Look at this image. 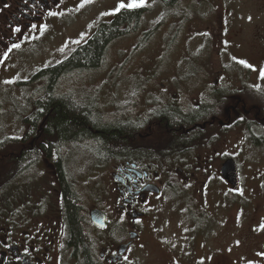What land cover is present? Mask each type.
Here are the masks:
<instances>
[{
  "label": "rangeland",
  "instance_id": "obj_1",
  "mask_svg": "<svg viewBox=\"0 0 264 264\" xmlns=\"http://www.w3.org/2000/svg\"><path fill=\"white\" fill-rule=\"evenodd\" d=\"M130 3L143 8L140 34L112 43L101 67L64 91L78 92L76 99L91 98L105 116L120 113L142 123L147 109H177L181 103L184 110L192 109L200 78L217 79L228 85L232 98H245L248 107L264 111V0H179L174 7L161 0H70L62 17L0 65V226L30 220L41 205L60 225L61 213L52 203L59 186L51 164L41 154L22 167L11 158L38 134L31 123L35 109L28 80L87 41L117 9L137 8ZM219 102L221 107L225 101ZM253 116L236 114L229 126L196 130L204 136L190 145L146 151L172 159L158 167L172 176V184L160 196L166 200L159 207L158 237L144 233L129 264H264V148L250 138L264 133V123ZM93 149L66 145L60 152L63 170L89 203L98 202L93 178L105 177L115 162L103 163ZM55 152L49 154L51 161ZM228 156L235 159L242 181L235 191L219 174ZM178 167L202 177L185 181L175 176L177 181L172 174ZM206 178L214 179L208 184ZM183 181L190 183L184 188L179 185ZM26 194H37L35 204H27ZM184 206L196 207L197 217H203L198 228L193 230L192 221L178 212ZM206 209L208 215L202 216Z\"/></svg>",
  "mask_w": 264,
  "mask_h": 264
},
{
  "label": "flooded vegetation",
  "instance_id": "obj_2",
  "mask_svg": "<svg viewBox=\"0 0 264 264\" xmlns=\"http://www.w3.org/2000/svg\"><path fill=\"white\" fill-rule=\"evenodd\" d=\"M69 1L0 0V65L8 62L16 53L18 47L13 45L21 46L23 43L39 38L54 20L62 17V12ZM199 81L200 85L193 88L198 92L196 104L191 107L192 109H187L188 111L203 107L204 102L210 100L213 95H226L231 100L225 101L221 107L219 104L217 107L216 104L206 109L205 116L192 122L185 128L184 133L199 129L211 130L217 127L216 125L229 126L237 113L241 111L247 114L251 107L255 109V117L264 123V115H260L259 107L257 105L248 107L245 98H232V94L227 90V84L220 85L217 79L210 82L206 78H200ZM163 86L164 83H161L160 88ZM219 89H222V92H219ZM173 100L178 98L174 97ZM180 106L183 107V104L181 103ZM182 107L179 109L187 111ZM146 111L148 113L145 114L146 119L142 122V128L135 131L133 147L117 158L105 177L93 178L94 186L97 185L98 202L86 201L87 195L80 194L81 192L75 189L73 179H68L70 175L63 173L60 176L56 171L55 160L42 158L43 161L51 164L54 180L59 186L52 203L54 209L61 213L60 225L54 214H46V209H41L42 205L38 212L30 216V220L10 221L1 225L0 264H86L82 248L74 251L73 245H70L68 240L61 177L67 179L74 189L75 200L83 216V230L91 246L92 254L95 256L96 264H129L133 258L132 248L144 233L153 231L158 237L156 222L161 217L159 207L166 200L163 199L167 194L166 189L172 184V176L160 169L169 164L172 159L153 154L154 152H146L152 149L159 151L164 147L160 146V141H156L157 128L161 127L160 120L152 114L151 109ZM153 131V135H150ZM153 138L154 143L151 141ZM176 170L178 173L172 174L173 177L176 176L185 181H195L202 177L194 173L187 175L181 167ZM176 177L175 179L179 181ZM213 179L204 180L209 184ZM185 181L179 185L185 188L186 183H190ZM162 195L163 198L160 199ZM26 196L27 204H35L37 194H26ZM94 208L102 212L101 218L98 219L100 226L91 220L90 210ZM178 212L192 221L193 230L199 227L198 223L203 217H197L196 207L184 206ZM200 213L202 216H207L209 211L206 209Z\"/></svg>",
  "mask_w": 264,
  "mask_h": 264
},
{
  "label": "trees",
  "instance_id": "obj_3",
  "mask_svg": "<svg viewBox=\"0 0 264 264\" xmlns=\"http://www.w3.org/2000/svg\"><path fill=\"white\" fill-rule=\"evenodd\" d=\"M161 1L168 7H174L179 0ZM142 11V7H137L115 12L111 20L101 22L87 41L61 61L37 69L30 75L28 85L32 91L28 99L30 107L35 109L31 123L33 131H38V134L35 138H31L34 139L32 145L13 154L11 158L16 165L21 166L23 163V166L26 161L38 158L39 154L44 158H49V154L55 150L57 153L56 171L61 176L63 173L67 174L60 162L63 158L60 152L66 145L81 144L87 148H94L96 153L94 155L103 163L112 160L116 162L117 158L133 147L135 131L142 128L143 123H134L120 113L105 116L102 110L96 104L94 105L91 98L78 96L76 99L74 94L78 92L64 90L66 87L80 84L83 74L100 68L112 43L124 37L140 34ZM151 32L152 30L148 33ZM139 88L142 89L144 86L139 83ZM218 91L222 92L220 89ZM221 99L231 100L226 95L218 94L205 101L203 107L193 111L162 107L152 110V114L158 117L161 124L156 131L158 137L156 141H160V146L171 145L172 148L175 146L178 148L187 143L190 145L196 142V139L200 140L204 136L200 134V131L184 133L185 128L192 122L202 119L206 109L216 104L218 107ZM258 109L261 111L260 115L263 116L264 111L261 108ZM251 113L252 116L254 115L253 118H256L253 107L247 114L241 111L237 114L250 115ZM153 133L154 131L150 135ZM250 138L255 144L264 148V133L260 136H250ZM3 175L4 173L0 170V180ZM68 179L70 180L69 177ZM61 181L70 245H73L74 251L82 248L86 264H96L95 256L92 254L91 246L83 230V216L75 200L74 189L67 179L61 177Z\"/></svg>",
  "mask_w": 264,
  "mask_h": 264
},
{
  "label": "water",
  "instance_id": "obj_4",
  "mask_svg": "<svg viewBox=\"0 0 264 264\" xmlns=\"http://www.w3.org/2000/svg\"><path fill=\"white\" fill-rule=\"evenodd\" d=\"M220 174L224 180H226L229 184L232 185V187L237 188L239 181H238V177H237L236 164L233 161V159H230V158L226 159L222 163V165L220 167ZM96 213H97V211L92 212V218L96 223L99 224L96 216H94V214H96Z\"/></svg>",
  "mask_w": 264,
  "mask_h": 264
},
{
  "label": "snow or ice",
  "instance_id": "obj_5",
  "mask_svg": "<svg viewBox=\"0 0 264 264\" xmlns=\"http://www.w3.org/2000/svg\"><path fill=\"white\" fill-rule=\"evenodd\" d=\"M88 2H90V0H88ZM143 3V0H141V4ZM125 5L121 4L120 7H124ZM128 7H139L141 6L140 4H136V3H130L127 5ZM119 9H117L118 11ZM13 47H19V45H13Z\"/></svg>",
  "mask_w": 264,
  "mask_h": 264
},
{
  "label": "bare ground",
  "instance_id": "obj_6",
  "mask_svg": "<svg viewBox=\"0 0 264 264\" xmlns=\"http://www.w3.org/2000/svg\"><path fill=\"white\" fill-rule=\"evenodd\" d=\"M63 83V82H62ZM161 114V113H160ZM125 121V120H124ZM40 123V122H39ZM45 125V124H44ZM43 126V125H42ZM49 135V134H48ZM50 136H52V135H50ZM41 137V136H40ZM39 139V138H38ZM45 142V141H44ZM37 143V142H36ZM28 145H30V144H28ZM26 148V147H25ZM38 149V148H37ZM126 149V148H125ZM113 156V155H112ZM50 161V160H49ZM70 177V176H69ZM71 187V186H70Z\"/></svg>",
  "mask_w": 264,
  "mask_h": 264
}]
</instances>
